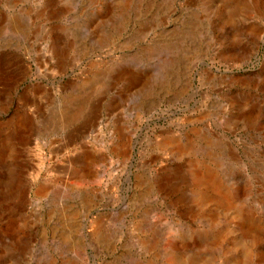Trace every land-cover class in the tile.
Masks as SVG:
<instances>
[{
    "label": "rangeland",
    "instance_id": "obj_1",
    "mask_svg": "<svg viewBox=\"0 0 264 264\" xmlns=\"http://www.w3.org/2000/svg\"><path fill=\"white\" fill-rule=\"evenodd\" d=\"M170 254L264 264V0H0V264Z\"/></svg>",
    "mask_w": 264,
    "mask_h": 264
},
{
    "label": "bare ground",
    "instance_id": "obj_2",
    "mask_svg": "<svg viewBox=\"0 0 264 264\" xmlns=\"http://www.w3.org/2000/svg\"><path fill=\"white\" fill-rule=\"evenodd\" d=\"M81 108V105L79 106ZM78 109V108H77ZM77 113V112H76ZM75 113V114H76ZM71 117V115H66L65 116V119L68 120L69 118ZM160 144H166L165 140L162 139L161 141H159ZM192 177L193 179H197L201 182H204L206 183L208 186H211L212 188H214V190H216V193L217 195L214 196V201L219 205V206H224L228 203V194L226 191H221L219 190V184H218V181L217 179L213 178L212 177V173L210 171H205L204 173H199V172H195L193 171V174H192ZM199 197L202 199V200H206L207 198L204 197L202 194H199ZM176 261H179V259L173 254V255H169L167 258H166V262L168 264H173L174 262Z\"/></svg>",
    "mask_w": 264,
    "mask_h": 264
}]
</instances>
